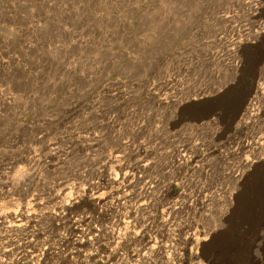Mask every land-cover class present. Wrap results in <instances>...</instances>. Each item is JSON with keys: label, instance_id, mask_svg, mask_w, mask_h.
<instances>
[{"label": "rangeland", "instance_id": "374dc122", "mask_svg": "<svg viewBox=\"0 0 264 264\" xmlns=\"http://www.w3.org/2000/svg\"><path fill=\"white\" fill-rule=\"evenodd\" d=\"M234 11L202 0H0V264H264V57L241 76L240 54L260 42L241 36L248 20ZM252 18L264 23V9ZM134 66L151 74L129 78L139 95L122 91ZM185 81L215 94L181 99ZM113 91L127 99L98 135L86 125ZM169 98L176 107L150 151L152 113ZM122 120L143 125L135 142L118 138ZM70 126L98 143L65 168L58 145ZM173 161L196 188L187 204L176 184L154 187Z\"/></svg>", "mask_w": 264, "mask_h": 264}, {"label": "snow or ice", "instance_id": "6c2138e0", "mask_svg": "<svg viewBox=\"0 0 264 264\" xmlns=\"http://www.w3.org/2000/svg\"><path fill=\"white\" fill-rule=\"evenodd\" d=\"M100 3L106 2V0H99ZM204 7L209 8H224L227 7L229 9L235 10L232 14H236L239 16H243L248 20V28L247 30L241 29V36L245 40H252V41H259V45L256 48H248V52L246 55L240 54V57H242L240 62V68L238 71L242 75V68L245 67L246 64L251 65L252 59L257 55V53L264 57V23H256V21L252 18L253 13L256 11V7L259 6L260 8L264 9V0H228L227 4L225 3V0H202ZM258 30V32H257ZM241 53V49L239 50ZM196 51L193 50L191 55L193 57L196 56ZM4 63H7V59H4ZM155 71V69H153ZM161 71H164L161 69ZM134 82H139V80L145 79V78H151V74L147 73L145 71H142L138 66L132 67L128 71V77L124 78V87L122 88V91L124 92H132L134 95H139V91H137L135 88L128 87L127 85L130 83V79ZM168 79L174 80L175 77L169 73ZM228 79H231V76H229ZM156 84L160 83L159 76L155 77ZM227 80H224L223 82H218L217 87L223 88L227 84ZM156 85L154 84L153 87ZM142 91V90H140ZM206 91H212L213 94H215L214 88H205L203 90L195 89L193 86H190L187 81H185L184 88L181 89L176 95L181 99H190L192 96H202ZM171 95V93H170ZM112 96L115 97V101H107L104 102L98 109H94L96 112V117H94L92 120L88 121L86 127L92 128L94 131L97 132L98 135H103L107 130L102 127L104 124H111L113 117V111H115L116 103L119 102L120 104L124 103V99H127V97L121 98L119 93L113 91ZM165 98L161 96V100H164ZM146 104L153 105V108L155 109V97L149 96L146 99ZM106 105V106H105ZM192 105V104H189ZM198 105V104H194ZM176 107V104L169 98L167 104L161 103L159 105L160 110L163 112V115H161L160 111H153L152 117H153V123L155 127L153 128L154 135L152 137H149L147 139V144L149 147V150L151 151L152 145L151 140L157 139V142L159 143L158 139V133L160 130L163 129V123L162 121H166L168 119L169 114L172 112V110ZM134 111V109H133ZM137 115H139L137 113ZM129 119H132L131 117ZM100 126V127H97ZM115 127V125H113ZM143 125L140 124L138 120H133L132 124H129V120H122L121 121V128L119 133V139L123 140L124 143H127L129 140H132L135 142L133 138V134L137 132L139 128H142ZM68 131V139L63 145H58V148L60 149L61 157L63 160L67 161V163L64 164L65 168H71L74 167L76 164L83 163V161L87 160L89 157L88 155H84L81 151H77L78 148L81 147V145H90L94 143H98V141L92 137L91 132H86L84 135H81L80 132L76 129L70 126ZM118 146L114 147L113 150L115 151ZM168 152H172V149H168ZM250 156H252L253 159L257 158V153L250 152ZM160 157H165L166 153L160 152ZM241 159L243 157L241 156ZM148 163H151L153 166L156 165L157 160L155 157H150L148 160ZM147 166V165H145ZM242 167L246 168L247 165L244 164ZM167 169V170H165ZM23 172H25V169H20L17 172V175H21ZM75 179V177H73ZM157 179L158 183L154 185L157 192H164L166 191L167 185L176 184L178 187L182 188L184 190V196L182 199L184 200V203L187 204L189 200L192 199L193 195L196 193V188L188 183V181L184 178V173L182 170H180V166L176 165L174 161L172 162L171 166L164 165L161 169L157 172ZM236 181L233 180L231 183H235ZM75 187V185H72ZM231 191V189H225L224 197H223V205L226 207H230L228 203L227 193ZM171 207V205H169ZM167 211V209H165ZM205 226L208 228L209 231H211V221H206ZM217 239V238H216ZM216 239L210 242L211 245H214L216 242ZM238 254L243 257L246 255L245 248L242 244L237 245ZM239 264H244V261L241 260Z\"/></svg>", "mask_w": 264, "mask_h": 264}, {"label": "bare ground", "instance_id": "6f19581e", "mask_svg": "<svg viewBox=\"0 0 264 264\" xmlns=\"http://www.w3.org/2000/svg\"><path fill=\"white\" fill-rule=\"evenodd\" d=\"M249 209V208H248ZM248 211H252L251 209H249ZM249 215H250V213H249ZM253 216V215H252ZM251 216V217H252ZM210 263V262H209ZM212 263V262H211ZM212 264H214V263H212ZM225 264H227V261L225 262Z\"/></svg>", "mask_w": 264, "mask_h": 264}]
</instances>
